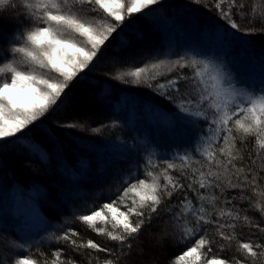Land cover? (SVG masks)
I'll return each instance as SVG.
<instances>
[{"label":"trees","instance_id":"trees-1","mask_svg":"<svg viewBox=\"0 0 264 264\" xmlns=\"http://www.w3.org/2000/svg\"><path fill=\"white\" fill-rule=\"evenodd\" d=\"M203 1L197 4L192 0H162L160 5L150 6L151 11L145 9L143 13H134L127 18L121 28L113 33L93 65L85 69L66 90L67 95L62 97L60 106L41 118L44 123L37 121L23 133L17 134L21 137L20 140L8 138L12 142L0 147V256L6 259V264H15L20 258L35 261L36 264H53L57 251L61 252L60 261L64 264L68 261L74 264H104L109 259L114 264L117 260L119 264H174L175 257L190 247L192 242L183 239L181 230L169 216L154 220L151 227L146 224L139 233L138 240L128 241L132 244L131 251L126 250L119 255L118 242L98 234L93 227L84 225L78 219L80 215L90 214V209H98L103 203L115 199L116 189L122 186L120 182L127 178L130 169L137 166L143 169L148 153L142 147L127 151L124 146L139 145L138 140L144 135L147 136L144 144L149 146L152 159L157 165L148 171L158 176L161 184L166 183L163 170L167 168V163L176 165L175 170H168V174L185 186L193 176V169L205 172L211 169L222 177L220 182L223 196L217 202L215 210L211 205L205 204V207L215 215L223 206L234 213L238 212L241 217L235 221L236 227L226 232L233 236L230 242L225 241L214 226H210L208 237L213 240L212 252L202 254L200 260L193 264H204L205 260L213 258L226 259L230 264L234 259L243 261V264H264V250L255 249L257 257L238 250L241 243L264 244V231H261L264 229V213L259 211L264 208V148L260 147L256 136L245 135L233 129L235 168L228 166L225 170L223 166L217 167L215 162L210 164L208 153L203 152L200 158L190 159L185 163L167 158L177 152L183 153L190 145L202 150L203 145L194 143V138L199 133L189 131L186 135H177L171 130L169 137L162 134L156 138L152 127L147 126V129L142 130L140 124H132L127 119V113L119 108L124 101L138 103L141 108L151 105L153 108H160L173 119L176 109L164 96L157 94L152 88L136 87L134 83H123L113 77L148 62L175 61L180 58L179 54L171 56L170 53H182L188 47H183L180 40L190 34L191 24L193 27L196 23L205 25L209 18L213 23H223L216 11H210ZM20 2L21 0H16V3ZM23 2L29 3L32 0ZM254 2L255 0L253 6ZM17 15L10 9L0 11V28L5 32L10 31L17 23L14 19ZM234 15L235 12L233 17ZM160 16L169 19L168 23L161 24ZM242 39L248 43L242 44ZM229 42L233 46L228 51L233 52L227 53L225 67L227 71H231L234 80H240L239 73L242 69H248L256 63L262 65L264 62V34L255 32L247 37H239L238 41ZM236 62L239 63L238 66ZM258 72L259 82L261 69ZM181 73L190 74L191 69L177 68L166 76L156 71L153 75L157 79L153 80V87L157 82H165ZM186 86L187 82L182 85V90ZM165 104L172 106L167 105L169 108ZM57 122L76 123L78 126L59 128L56 126ZM230 126L233 127V123ZM93 128H99L100 132L93 133ZM28 145L37 146L44 153L43 158L32 152ZM220 146H224L223 143ZM192 155L189 150V156ZM216 158L223 160L225 164L228 160L219 154ZM237 176L241 187H227L228 180L238 183ZM245 176H256L255 185L243 186ZM138 178L152 180L146 172L139 173ZM219 192L220 190L213 189L204 194L218 195ZM228 197L234 198V209L232 205L223 203ZM180 198L179 194H174L171 203L175 206ZM19 200H34L41 215L52 225L57 224L49 236L41 239L36 235L34 243L26 244L23 251L19 250V245L25 244L28 234L24 231V222L18 221L12 212V205ZM6 203L9 207L5 206ZM244 216H248L249 220L245 221ZM224 222L233 221L225 217ZM166 225L171 226L174 232L164 237L167 233ZM95 227L111 230L110 225L100 221L96 222ZM68 230L79 233L73 237L77 244L92 239L101 248L111 251L74 248L69 242H57L53 239L54 234L61 236Z\"/></svg>","mask_w":264,"mask_h":264},{"label":"snow or ice","instance_id":"snow-or-ice-1","mask_svg":"<svg viewBox=\"0 0 264 264\" xmlns=\"http://www.w3.org/2000/svg\"><path fill=\"white\" fill-rule=\"evenodd\" d=\"M192 2L199 4L202 0ZM161 3L162 0H32L29 3H24L23 0L20 3H16V0H0V11L10 9L18 13L14 17L17 23L10 31L5 32L0 28V147L12 142L8 138L20 140L21 137L17 134L23 133L37 121L44 123L41 118L60 106L62 97L67 95L66 90L85 69L93 65L113 33L121 28L127 18L134 13H143L145 9L151 11L150 6ZM205 7L210 11L214 9L219 20L223 21L209 29L221 44L228 42L229 38L234 40L236 37L250 36L256 31L264 32V14H257L253 0H211ZM234 12L241 21L249 25L260 22L261 27H242L234 19ZM241 43L246 45L248 42L242 39ZM226 56V52L213 53L206 59H186L180 56L175 61L162 60L151 63L150 66H136L122 76L113 77L123 83L137 85L144 78V83L149 88L174 105L176 112L173 114V132L177 135H186L189 131L199 133L194 138V143L203 145L202 150L190 145L183 153L177 152L167 159L186 163L190 159L200 158L203 152L208 153L210 164L215 162L217 167L223 166L225 170L228 166L235 168L233 160L236 157L232 152L235 138L233 127L230 126L232 123L237 131H242L245 135H255L260 147L264 148V62L259 84L256 85L255 82L234 80L232 74L226 70ZM165 64L173 70L188 67L191 73H181L165 82H157L153 87L150 81L157 77L148 75L149 68L157 69ZM185 82L187 86L182 90ZM56 126L74 128L78 125L57 122ZM91 131L99 133L100 129L93 128ZM221 143L228 147L220 146ZM28 147L43 158L44 153L37 146ZM124 147L127 151L142 147L148 153L143 169L139 166L130 169L127 178L120 182L122 186L116 189L115 199L103 203L98 209H90V214L78 217L79 221L93 227L98 234L118 242L117 255L126 250L130 252L132 244L128 241L138 240L139 233L146 224L151 227L154 220L163 216L171 217L173 224L181 230L183 239L192 242L190 247L175 257L174 264H193L200 260L202 254L212 252L213 240L208 237L210 226H214L225 241L230 242L233 239L226 232L234 229L235 221L241 219L238 212L234 213L221 206L213 215L205 207V204L211 205L215 210L217 202L223 196L220 173L211 169L207 172L193 169V176L185 186L168 174V170H175L176 165L167 163V168L163 170L166 183L161 184L159 177L148 171L149 168L157 166L149 146L141 142L139 145ZM189 150L193 153L192 156H189ZM217 154L220 157L227 156V163L217 160ZM141 172H146L152 182L138 178ZM237 181L238 183H233L228 180L227 187H241L239 176ZM256 182V176H245L242 184L255 185ZM213 189L220 190L219 194H204ZM174 194L181 197L175 206L171 203ZM233 199L228 197L223 203L232 205L234 209ZM259 211L264 213V208ZM225 217L231 218L233 222H224ZM243 219L248 221L249 217L244 216ZM97 221L110 225L111 230L95 227ZM78 235L79 233L68 230L61 236L54 234L53 239L57 242H69L74 248L111 251L101 248L92 239L77 244L73 237ZM25 244L19 245V250L23 251ZM255 249L264 250V244L241 243L238 250L257 257L258 252ZM61 255L59 251L55 253L53 264H64L60 261ZM0 264H6L3 256H0ZM15 264L36 262L17 259ZM67 264L74 262L68 261ZM104 264H114V261L109 259ZM115 264H119V261H115ZM204 264L230 262L213 258L205 260ZM232 264H243V261L234 259Z\"/></svg>","mask_w":264,"mask_h":264},{"label":"rangeland","instance_id":"rangeland-1","mask_svg":"<svg viewBox=\"0 0 264 264\" xmlns=\"http://www.w3.org/2000/svg\"><path fill=\"white\" fill-rule=\"evenodd\" d=\"M204 4L207 2H211V0H204ZM256 8L257 14H264V0H255L254 6ZM234 17L237 19L238 23H241L242 27H255L256 29H259L261 27L260 22H257V24H252L249 25L245 21H241L238 16L234 15ZM209 18V17H208ZM169 19L166 17H161L159 19V22L161 24L168 23ZM195 26L191 24L189 26L190 34L186 36V38H183L180 40V43L183 47H186L182 53L179 51L172 52L170 53L171 56H176L179 54L180 56H184L186 59L195 57L196 59H206L210 57L213 53L217 52H233L232 50L228 51L229 47H232V43L229 42L230 40H233L232 38H229L228 42H225L223 44L219 43L217 39L215 38V35L210 32V28L213 25H219V23H213V21L207 19V24L205 25H199V24H194ZM258 34H264V32L256 31ZM239 37H236L234 40L238 41ZM210 41V42H209ZM176 44V43H175ZM174 44V45H175ZM174 53V54H173ZM200 56H199V55ZM168 55L169 57H171ZM228 56V54H227ZM226 56V57H227ZM179 59V58H178ZM167 61V60H165ZM158 63V62H155ZM237 63V62H236ZM260 64V62H258ZM151 62H148V65L150 66ZM239 63L236 64L238 66ZM235 66V67H236ZM262 65L253 64L251 65L250 68L248 69H242L241 73H239V78L241 81H247L249 83L255 82L256 85L259 84L258 82V71L261 69ZM240 70V68L238 67ZM132 71V70H130ZM156 71H159L163 75H167L168 73H171V71H175L170 68L167 64L158 67L157 69H151L149 68V73L148 75H153ZM184 71V70H183ZM231 73V71H229ZM125 73L123 71L120 73V76H122ZM127 79V77H125ZM233 78V77H232ZM151 83L153 81H150ZM135 84V83H134ZM136 87L140 88H149L146 83H144V78H142V81L139 85H135ZM126 101L122 102L119 105L120 110H123L127 113V119L132 122V124H140V128L147 129V126H150L154 129V134H156V138L158 136H161L162 134H166V137L170 136L171 133L169 131L172 130V123L173 119L167 116L160 108H153L151 105H146V107L141 108V106L138 103H127ZM166 105V104H165ZM169 106H172L171 104H167ZM166 105V106H167ZM167 106V107H169ZM170 108V107H169ZM233 129L236 130L235 125L233 123ZM244 134L242 131H238ZM147 136L144 135L143 137L140 138L139 144L141 142L144 143V140L146 141ZM231 143V141H230ZM224 145V144H223ZM120 146V145H119ZM222 147L227 148V145H224ZM233 154L235 153V148L232 149ZM224 158H228L227 156H224ZM159 174V173H158ZM161 174V173H160ZM148 183H151L152 180L149 179L147 180ZM5 206L9 207V204L6 203ZM13 206V214H15V217H17V220L20 222H24L28 236L25 239V242L27 244L34 243L36 240V235L41 237L43 239L44 237L49 236L53 230V227H57V224L54 223V225L51 224L49 220H46L44 216L41 215L39 210L37 209L34 200H26L24 202H14ZM166 231L163 236H167L170 234H173L174 230L171 228V226L166 225ZM26 246V244H25ZM22 259V258H20Z\"/></svg>","mask_w":264,"mask_h":264}]
</instances>
